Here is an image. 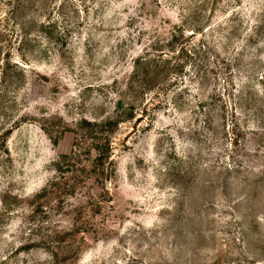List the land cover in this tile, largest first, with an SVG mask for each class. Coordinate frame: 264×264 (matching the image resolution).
I'll list each match as a JSON object with an SVG mask.
<instances>
[{"label":"rangeland","instance_id":"rangeland-1","mask_svg":"<svg viewBox=\"0 0 264 264\" xmlns=\"http://www.w3.org/2000/svg\"><path fill=\"white\" fill-rule=\"evenodd\" d=\"M0 264H264V0H0Z\"/></svg>","mask_w":264,"mask_h":264},{"label":"trees","instance_id":"trees-1","mask_svg":"<svg viewBox=\"0 0 264 264\" xmlns=\"http://www.w3.org/2000/svg\"><path fill=\"white\" fill-rule=\"evenodd\" d=\"M174 41L176 42V36H173L172 38V43H174ZM171 50H173V48ZM156 51L160 52L162 50L156 49ZM163 53L165 52H162V54ZM145 54L146 56L144 55L143 57H139L134 65V69H135L134 74L138 76L139 83H140L142 90H144L145 87H148L154 84L155 82H157L160 77V69H159L160 67H158L157 61L155 59H148V52H146ZM123 107H124L123 102L120 101L117 105L116 110L119 112L120 109H122ZM132 118L133 116H131V119ZM121 123L122 121L120 117L117 116L115 118H110L103 122L95 123L91 125V127L92 129H94V131H96V133L101 134V137H104V134H108V133H105L106 130H108V128L114 127V130H115ZM111 132H113V130ZM97 152H100V150H97Z\"/></svg>","mask_w":264,"mask_h":264}]
</instances>
